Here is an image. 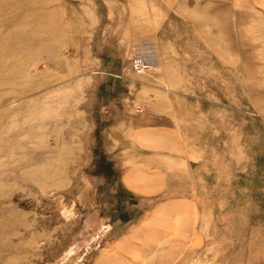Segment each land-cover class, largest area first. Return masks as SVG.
Listing matches in <instances>:
<instances>
[{
  "label": "rangeland",
  "instance_id": "374dc122",
  "mask_svg": "<svg viewBox=\"0 0 264 264\" xmlns=\"http://www.w3.org/2000/svg\"><path fill=\"white\" fill-rule=\"evenodd\" d=\"M0 264H264V0H0Z\"/></svg>",
  "mask_w": 264,
  "mask_h": 264
},
{
  "label": "built area",
  "instance_id": "2783aa9c",
  "mask_svg": "<svg viewBox=\"0 0 264 264\" xmlns=\"http://www.w3.org/2000/svg\"><path fill=\"white\" fill-rule=\"evenodd\" d=\"M163 63L156 45L150 40L142 39L133 44L129 67L134 75H147L161 68Z\"/></svg>",
  "mask_w": 264,
  "mask_h": 264
}]
</instances>
